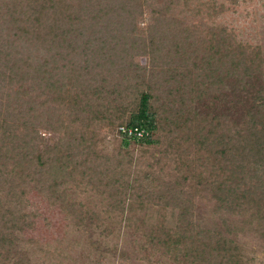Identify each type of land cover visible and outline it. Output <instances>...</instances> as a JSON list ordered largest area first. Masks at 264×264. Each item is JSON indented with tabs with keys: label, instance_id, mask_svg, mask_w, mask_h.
Wrapping results in <instances>:
<instances>
[{
	"label": "trees",
	"instance_id": "16d2710c",
	"mask_svg": "<svg viewBox=\"0 0 264 264\" xmlns=\"http://www.w3.org/2000/svg\"><path fill=\"white\" fill-rule=\"evenodd\" d=\"M179 2L86 0L70 29L54 30L51 57L60 64L35 56L26 63L31 70L22 72L9 59L20 32H29L30 5L24 1L11 11L23 27L0 35V227L13 224V202L24 198V185L52 184L50 198L68 208L67 185L102 184L120 193L141 186L154 192L164 184L168 201L182 209L170 225L146 232L148 242L177 249L190 264L253 262L220 229L200 227L184 196L191 188L210 189L220 206L238 209L254 205L253 194L261 189L263 202L258 199L251 214L264 213V85L253 89L252 82L264 76L261 48L236 43L219 26L185 31L170 10ZM217 8L209 1L193 14L210 18ZM147 10L153 22L140 26ZM136 54H146L147 61H132ZM59 71L61 82L54 80ZM228 90L246 93L240 116L230 107L218 109ZM53 94L61 114L50 109ZM44 127L61 132L54 144L40 142ZM102 136L116 137L122 150L136 145L144 156L150 152L146 170L123 162L122 150L115 162L108 145L99 146ZM162 156L184 173V186L180 179L153 181L151 167Z\"/></svg>",
	"mask_w": 264,
	"mask_h": 264
},
{
	"label": "rangeland",
	"instance_id": "374dc122",
	"mask_svg": "<svg viewBox=\"0 0 264 264\" xmlns=\"http://www.w3.org/2000/svg\"><path fill=\"white\" fill-rule=\"evenodd\" d=\"M24 1L30 5L32 21L26 25L28 34L20 32L15 54L10 57L9 64L21 72L31 70L26 63L37 56L41 62L49 59L50 66L57 67L60 63H53L51 57L57 49L52 42L54 32L57 27L70 29L74 16L82 14L83 2L86 0H0L1 36L9 30L12 33L19 32L23 27V21H13L15 11L12 15L11 11ZM209 1L218 7L210 18L205 12L196 16L193 14L198 8L205 11ZM170 10L180 18L177 25L185 31L222 27L235 37L236 43L247 42L260 46L264 60V0H184L179 6L173 5ZM36 19H40L39 26L34 23ZM153 19L154 13L147 10L137 22L145 26L152 23ZM131 60L145 63L147 55H132ZM59 73L54 78L58 82L64 79L61 77L64 72ZM252 82L253 89L260 83L263 86L264 76ZM245 95L241 90L226 92L219 111L225 112L230 107L232 112L240 116L248 106ZM53 96L49 101L50 109L61 114L63 109H59V106L62 104H53ZM39 134L40 142L45 145L54 144L62 135L46 127L41 128ZM102 138L99 146L108 145L106 151L112 158L122 150L116 137ZM122 151L123 162H134L129 163L141 168L142 173L147 168V160H152L150 152L144 156L136 145ZM151 171L155 183L171 184L180 179V184L184 186L181 179L184 173L174 170L164 156L161 163L152 165ZM48 185L51 187L52 184ZM48 185L43 188L33 183L24 185V198L15 197V212L10 215L13 224L0 227V264H190L188 258L177 249L168 250L146 239V232L170 225L182 209L168 201L164 184H161L160 190L154 189V192H148V186H141L132 189L131 194L130 190L111 193L110 187L102 184H84L81 187L67 185L63 189L71 202L68 208L50 198L52 192L51 188L48 190ZM14 192L18 193L16 189ZM188 192L184 197L189 199L192 219L200 227L220 229L230 242L236 243L239 252L253 261L251 264H264V213L258 214L256 218L251 214L258 199L261 201L259 204L263 202V190L253 194L254 205L238 209L220 206L212 197L210 189L204 193L191 188ZM159 195L163 198H159ZM151 199L154 201L151 202ZM9 200L11 205V196Z\"/></svg>",
	"mask_w": 264,
	"mask_h": 264
},
{
	"label": "built area",
	"instance_id": "2783aa9c",
	"mask_svg": "<svg viewBox=\"0 0 264 264\" xmlns=\"http://www.w3.org/2000/svg\"><path fill=\"white\" fill-rule=\"evenodd\" d=\"M122 130H123V131H126V130H127L129 133H132V131H133L131 128H130V129L122 128ZM139 134L141 135V132H139Z\"/></svg>",
	"mask_w": 264,
	"mask_h": 264
}]
</instances>
